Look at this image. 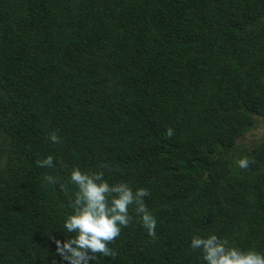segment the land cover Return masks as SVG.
Instances as JSON below:
<instances>
[{
    "label": "trees",
    "instance_id": "16d2710c",
    "mask_svg": "<svg viewBox=\"0 0 264 264\" xmlns=\"http://www.w3.org/2000/svg\"><path fill=\"white\" fill-rule=\"evenodd\" d=\"M73 167L157 220L130 207L90 264H204L208 234L264 253V0H0V264H67L71 193L44 176Z\"/></svg>",
    "mask_w": 264,
    "mask_h": 264
},
{
    "label": "clouds",
    "instance_id": "9594fccd",
    "mask_svg": "<svg viewBox=\"0 0 264 264\" xmlns=\"http://www.w3.org/2000/svg\"><path fill=\"white\" fill-rule=\"evenodd\" d=\"M166 135L172 137L174 130L167 129ZM48 139L54 144L61 143L55 132L50 133ZM236 163L239 168L247 169L254 161L244 157ZM36 164L41 168H54V157L48 155ZM100 168L111 171L109 164H101ZM44 180L48 184L59 183L65 195L71 193L69 206L72 213L64 220L63 227L73 235L63 242L50 237L56 244V254L67 264H90L97 255L115 258L117 252L109 245L133 222L130 207L134 208L135 217L148 235L155 239L157 220L144 202L150 195L147 189L139 188L133 192L127 183L110 184L103 170L82 171L78 167L72 168L69 179L63 183L48 174ZM190 249L200 251L204 264H264V253L255 248L243 250L215 234L193 235Z\"/></svg>",
    "mask_w": 264,
    "mask_h": 264
}]
</instances>
